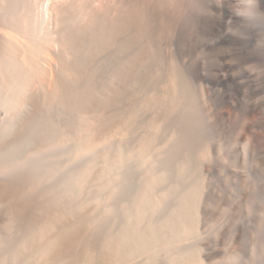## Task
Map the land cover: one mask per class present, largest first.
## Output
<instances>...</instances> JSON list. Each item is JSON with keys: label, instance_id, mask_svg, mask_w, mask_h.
I'll use <instances>...</instances> for the list:
<instances>
[{"label": "rangeland", "instance_id": "obj_1", "mask_svg": "<svg viewBox=\"0 0 264 264\" xmlns=\"http://www.w3.org/2000/svg\"><path fill=\"white\" fill-rule=\"evenodd\" d=\"M191 1L178 66L0 84V264H264V15L226 52L203 44L210 0Z\"/></svg>", "mask_w": 264, "mask_h": 264}, {"label": "bare ground", "instance_id": "obj_2", "mask_svg": "<svg viewBox=\"0 0 264 264\" xmlns=\"http://www.w3.org/2000/svg\"><path fill=\"white\" fill-rule=\"evenodd\" d=\"M190 1L0 0V84L2 86L17 82L26 88L36 75L45 74L55 67L73 71L80 66H120L125 63L178 66L184 61L182 51L185 45L182 42V32L184 24L187 23L184 21L188 19L186 13ZM208 3L203 44L226 52L235 49L242 54L239 46L234 45L232 37V32L239 21L231 14L232 0H210ZM166 46L172 52L169 57L156 55L130 57L128 54V56L120 54L126 49L156 52ZM104 50H108L110 55L108 53L107 56H100L99 53ZM240 70L242 76L246 77L245 66H241ZM53 85L56 87V83ZM5 89L9 95L17 93L10 86ZM56 89L58 90V87ZM228 95L223 94L222 97L226 103L230 102ZM190 214L189 211L184 213L185 222H189V219L191 222ZM40 226V229H45L47 222ZM77 234L75 228L67 227L48 239L47 243L51 245L65 239L75 240L73 238ZM57 245L60 247V244ZM114 251L117 258L124 254L120 248H115ZM69 264H77L76 259H72Z\"/></svg>", "mask_w": 264, "mask_h": 264}, {"label": "clouds", "instance_id": "obj_3", "mask_svg": "<svg viewBox=\"0 0 264 264\" xmlns=\"http://www.w3.org/2000/svg\"><path fill=\"white\" fill-rule=\"evenodd\" d=\"M260 0H232L230 11L232 16L241 22H252L264 15L259 8ZM231 23V20L228 21ZM231 31V29H229Z\"/></svg>", "mask_w": 264, "mask_h": 264}]
</instances>
